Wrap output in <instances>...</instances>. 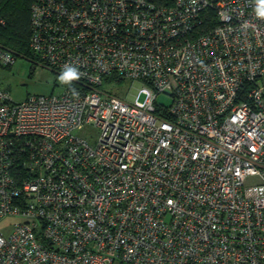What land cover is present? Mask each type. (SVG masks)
<instances>
[{
    "label": "built area",
    "instance_id": "1",
    "mask_svg": "<svg viewBox=\"0 0 264 264\" xmlns=\"http://www.w3.org/2000/svg\"><path fill=\"white\" fill-rule=\"evenodd\" d=\"M257 10L33 0L35 60L79 78L21 101L0 86V264H264ZM18 56L0 43V66ZM113 73L140 86L125 98Z\"/></svg>",
    "mask_w": 264,
    "mask_h": 264
},
{
    "label": "rangeland",
    "instance_id": "2",
    "mask_svg": "<svg viewBox=\"0 0 264 264\" xmlns=\"http://www.w3.org/2000/svg\"><path fill=\"white\" fill-rule=\"evenodd\" d=\"M61 74L53 71L37 60L18 56L11 66H0V86L8 90L14 101H21L30 94L49 95L58 93L68 82H61ZM140 86L139 81L124 79L121 84L112 87L114 91L128 98ZM145 94L140 92L138 100L142 101ZM156 101L169 106L172 98L169 91L157 95ZM249 180H247L248 182ZM118 264V263H116Z\"/></svg>",
    "mask_w": 264,
    "mask_h": 264
},
{
    "label": "trees",
    "instance_id": "3",
    "mask_svg": "<svg viewBox=\"0 0 264 264\" xmlns=\"http://www.w3.org/2000/svg\"><path fill=\"white\" fill-rule=\"evenodd\" d=\"M33 0H0V43L13 49L21 56L34 60L29 48L31 31L30 6ZM206 26V20L202 24ZM116 74L104 77V83H122Z\"/></svg>",
    "mask_w": 264,
    "mask_h": 264
},
{
    "label": "clouds",
    "instance_id": "4",
    "mask_svg": "<svg viewBox=\"0 0 264 264\" xmlns=\"http://www.w3.org/2000/svg\"><path fill=\"white\" fill-rule=\"evenodd\" d=\"M258 3L259 4H264V0H258ZM257 14L260 15V16H264V14H261V12L259 10H257ZM78 78H79L78 72L75 69H73V70L65 71L61 75L60 80H61V82H68L71 79H78Z\"/></svg>",
    "mask_w": 264,
    "mask_h": 264
}]
</instances>
